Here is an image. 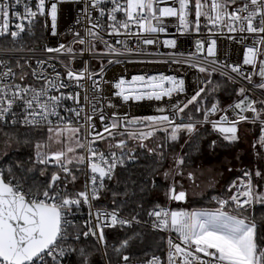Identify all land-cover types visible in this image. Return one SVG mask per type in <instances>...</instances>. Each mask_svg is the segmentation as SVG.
I'll return each instance as SVG.
<instances>
[{
	"label": "snow or ice",
	"instance_id": "obj_1",
	"mask_svg": "<svg viewBox=\"0 0 264 264\" xmlns=\"http://www.w3.org/2000/svg\"><path fill=\"white\" fill-rule=\"evenodd\" d=\"M63 2L65 0H35L33 9L31 0H0V36H10L16 41L26 31L30 32L41 16L50 18L51 35H60L57 29L58 3ZM67 2L82 6L75 24L79 26L86 19L87 26L83 28V35L80 31L69 29L68 34L72 40L68 43L44 47V52L52 55L46 60H37V68L31 72L37 81H42L40 87L15 83L16 73L0 61V121L7 123L11 117L13 125L20 123L38 129L47 128L48 139L52 140L55 133L57 142L62 143L66 142L60 139L62 132L70 131L74 134L71 139L75 140V147H66L65 151H52L47 155L39 151L43 147L41 143L35 145L39 164H52L61 170L51 174L43 191L26 192L20 185L12 183L10 179L6 180L0 172V264H65L66 261L72 264L69 259L72 256L78 257L75 264H90L85 248L67 244L68 239L78 242L81 238L93 237L106 246L105 229L130 228L134 223H139L135 215L129 218L120 214L122 209L116 206L118 196L115 192L112 193L111 210H93L95 202L108 191L106 181L114 179L116 169L124 167L126 162H135L136 150L127 147L129 141L137 142L141 149L146 148L150 155L157 157L156 162L159 164L169 159L165 153V143H158L156 149H153L147 147L145 141L152 139L157 130L166 133L167 148L172 153L171 165L157 171L151 184L155 189L156 178L162 176L166 197L177 202L185 201L188 195L177 179L184 177L187 159L186 154L175 151L176 142L182 133L191 137L196 133L198 124L210 123L212 130L219 133L223 141L234 144L240 139L239 124L259 122L260 136L253 147L258 144L264 150V99H252L246 94L251 89L239 87L235 92L238 97L235 102L226 109H220L218 100L208 106V95L219 88V85L209 88L210 79L190 97L185 96L184 100H180V94L185 93L184 79L161 73L133 76L130 81L121 77L111 85L109 95L105 96L103 85L106 81L103 75L106 69L103 61L98 71H90L88 61H84L80 70L73 68L77 48L81 57L86 53L92 57L112 56L114 59L108 60V64H119L123 56L150 55L148 46L157 47L160 44L159 35L167 32L165 18H178L177 30L183 34L192 30L199 33L200 18L203 16L210 34L213 28H218L222 34L225 31L230 34L229 40L239 37L243 41L245 34L257 37L251 46L243 49V65H250L255 70L258 57L264 56V0H211L210 5L208 0H194V21L190 19L192 0ZM109 4L111 7L107 6ZM21 5L22 13L16 10ZM93 11L97 13L95 19ZM118 14L123 18L118 19ZM105 17L106 24L102 23ZM105 30L108 36L115 38L114 41L104 38ZM132 40L136 42L134 47ZM97 44H103V49L98 50ZM195 44L196 51L189 53L186 58L183 53H169L171 62L188 63L209 77L219 71L221 77L233 83L239 77L264 92V59L259 60L258 71L245 72L241 63L227 64L219 61L217 39L196 40ZM162 46L176 49L177 40L164 39ZM61 56L67 59H60ZM16 67L23 68L19 61ZM27 75L22 72L18 79L24 82ZM254 75L259 77V83L253 84ZM85 81L90 83V87L85 88ZM72 87L80 91H69ZM112 96L123 104L142 100L161 101L168 97L170 107L160 108L161 115L129 117L127 113L121 115L115 111L117 104L111 99ZM173 98L175 102L171 103ZM67 101L75 106L64 107ZM85 106L89 111H86ZM189 106L202 115V121L193 120L191 113H188L185 122V110ZM62 108L74 115L78 122L83 120L84 123L72 127L71 121L60 115ZM106 109L110 114H106ZM229 110L235 115L232 120H229ZM169 111L171 115L163 114ZM218 111L222 112L219 120H210ZM94 117L102 125L100 131L96 130ZM53 118L63 123L64 128L60 127V123L54 126ZM141 125L144 128L142 131H134L130 127ZM81 128L86 129L87 144L79 139ZM125 136L127 140L123 138ZM97 142H106L107 151L95 147ZM215 145L216 141L213 140L212 147ZM77 149L86 150L87 155H76ZM85 164L87 171L82 189L69 194L68 185H75L78 179L75 172L80 170V165ZM253 176L258 181H264V163L254 171L245 170L239 183L233 181L229 184L227 191L230 194L227 198L212 196L211 200L217 205L215 208L166 210L156 206L147 212L153 221L154 230L169 233L166 264H264V232L259 230L254 220L240 214L247 211L248 206L254 202L264 204V191L257 190L259 184L254 187ZM187 177L194 180L193 172L188 171ZM229 205L234 206L232 210H226ZM83 208H87L88 217L82 223H77L76 216ZM70 228L76 229L74 235H69ZM128 245L129 240L120 241L114 251L119 254ZM120 259L121 264H129V255L125 254ZM146 264H165V261L153 255Z\"/></svg>",
	"mask_w": 264,
	"mask_h": 264
},
{
	"label": "built area",
	"instance_id": "obj_2",
	"mask_svg": "<svg viewBox=\"0 0 264 264\" xmlns=\"http://www.w3.org/2000/svg\"><path fill=\"white\" fill-rule=\"evenodd\" d=\"M24 2H27V0H24ZM53 2H55V0H53ZM208 4L209 5L211 4V0H208ZM107 6L111 7L110 4ZM31 7H33V9L35 8V0H31ZM80 7L82 6L74 4V3H69L67 2V0H65V2L63 3H58L57 29H58V32L60 33V35L58 36L54 37L51 35V32H50L51 21H50V18L46 16L38 17V20L35 23V25L32 27V30L30 32L26 31L16 41H13L10 36H0V61L5 62L16 73L17 80L15 81V83H29V84H33L36 87H40L42 85V81H37L32 76L31 74L32 69L37 68V64H36L37 60H41V59L46 60L50 55H52V54H47L44 52L45 46L53 47V46H56L58 43H68L72 40V36L68 34L69 29L80 31L81 35H83V28L87 26L86 19L82 20L79 26L75 24L77 15L80 11ZM16 10L22 13L23 6L21 5V7L17 8ZM229 10H231V8ZM194 12H195L194 0H192V11H191L190 19L193 21L195 19ZM92 16H93V19H95V17L97 16V13L93 11ZM117 18L122 19L123 17L120 14H118ZM102 23H105V24L107 23V17L103 19ZM164 23L166 25L167 32L159 35L160 44L157 47L148 46V52L151 53L150 55L149 54L127 55V56L120 57L122 61L121 63L119 64L112 63L111 65H109L108 60L114 59L112 56H107V58H104L103 56L92 57L86 53L81 57L79 55V48H77L76 50L77 58L73 64V68L75 70H80L84 66V61H88L89 70L98 71L101 65V61H103L104 67L106 69L103 75V78L106 81L105 85H103L105 96L109 95V88L111 87V85H114L115 81L121 77L130 81L133 76H137V75H158V74L163 73L164 75L178 76L179 78H183L185 81V84H184L185 93L180 94L179 96L180 100H184L185 96L190 97L192 94H194V92L199 87L205 86L204 82L206 81L208 74L199 72L197 68L191 67L188 63H182V64L172 63L171 58L168 55L169 53L175 52L177 55H179L180 53H183V56L186 58L188 57L189 53H194L196 51V44H195L196 40H207L210 38H215L217 39V57L219 61H221L222 63L232 64V63L238 62L242 64L245 72H254V71H258L259 60L264 59V56L258 57L257 68L255 70L250 65H243V49L244 47L251 46L253 41L257 39V37L253 35L245 34V38L243 39V41H241L239 37H237V39L235 40H229L228 35L230 34L227 33L226 31L222 34L218 30V28H213L212 33L210 34L208 31L209 26H206L207 21L203 16L200 18L201 27H200L199 33H197L194 30L187 31L183 34L179 32L177 30L178 25H179V20L176 17L165 18ZM11 30H14V29H11ZM103 35H104V38L109 41H114L115 39L114 37L108 36L106 30L103 33ZM169 38H174L177 40L176 49H170V48H166L162 46V41L164 39H169ZM135 43H136L135 40H132L131 44L133 47L135 46ZM103 47H104L103 44H97L98 50L103 49ZM29 49H33V51H29ZM205 52H206V48H205ZM60 59L66 60L67 58L61 56ZM17 61H19V63L23 66L22 69L16 67ZM25 61H27L28 63L25 64ZM164 61H168V62L165 63ZM201 62L203 63L202 57H201ZM57 68L60 69L59 64H57ZM22 72L28 74L24 82H21L18 79V77L22 74ZM213 74L219 75V71ZM62 75H63V72H62ZM259 82H260L259 77L254 75L253 84L259 83ZM84 84H85V88L90 87V83L88 81H85ZM235 84L238 87L243 86L246 89H251V91L246 94H249L252 99H255L257 101L264 99V92H262L259 89L254 88L252 85H249L247 81H244L241 78L237 77ZM68 90L73 91V92L80 91L79 89L75 87H72L71 89H68ZM173 96L175 97L176 94H173ZM237 98L238 97L235 96L234 99L231 100L230 102L225 103L223 105L219 104V108L226 109L228 105L234 103ZM111 99L113 100L114 103L117 104V108L115 109V111H117L121 115L127 113L129 117H132V116L144 117V116H150V115H161L162 113L159 111L160 108L170 107V101L168 97H164L161 101L142 100V101H131L127 104L121 103L120 101L116 99L115 96H112ZM174 102H175V99L173 98L171 100V103H174ZM81 103L82 104L84 103L83 92H81ZM74 106L75 105H73L71 101H67L66 104L64 105V107H68V108H71ZM257 106L260 107L259 104ZM85 107H86V111H89L87 109V106ZM188 113H191L193 120H200V121L203 120L202 115L200 117H194L193 112H188ZM188 113H185V117H184L185 122H187ZM106 114H110L108 113L107 109H106ZM163 114L171 115V112L169 111L168 113H163ZM247 114L251 115L250 113H247ZM60 115L67 117V119L71 121L72 127H78L84 123L83 120H80L78 122L74 115H72L71 113L65 112L63 108L60 111ZM220 115H222V112L218 111L214 116L210 117V120H219ZM228 115H229V120H232L235 118V115L234 113L231 112V110H229ZM58 123L60 122H58L55 118H53V125L55 126ZM93 123L96 125V130L100 131L102 128V125L100 124L98 118L94 117ZM245 123H252V122H242L241 124L238 125V128L240 127V125L245 124ZM252 124H255L256 126L259 127V136H260L259 122L252 123ZM0 126L1 127L20 126L23 128H33V127L26 126L20 123H16L13 125L11 123V117L8 118L7 123L5 121H0ZM60 127L64 128V124L60 123ZM130 127L134 131L144 130L142 125L141 126H130ZM204 127L212 128L210 123H201L197 125V130H200L201 128H204ZM43 129H47V128H43ZM79 134H80L81 141L87 144L86 129L81 128V131ZM184 134H187V133H184ZM187 136L189 137L188 134ZM123 138H125L126 140L128 139L127 136ZM88 139H90V137H88ZM128 144H130V146H128ZM128 144H127L128 148H135V150H137L135 141L128 142ZM94 146L98 147L100 150L107 151L106 142H97V144ZM82 152H83V155L85 156L87 155L86 150L82 149ZM131 163L126 162L125 166ZM48 165L50 167H55L52 164H48ZM120 168H123V167H118L116 169V172ZM79 169H80L79 171L81 172L82 176L79 180L76 181L75 185H76V188L82 189L85 183V172L87 171L86 164L80 165ZM0 172L4 173V168L2 166H0ZM95 208H101V209H107V210L112 209L110 207H100L94 204L93 210H95ZM160 208H163L166 210H179L177 208H173L171 205L160 206ZM152 209L153 208L148 209L143 218L137 217V220L139 221V223H134V224L142 225V226H145V227H148L154 230L152 227L153 221L147 215V212ZM120 214L124 217H129V218L131 217L122 212ZM87 217H88V210H87ZM154 231H158V230H154ZM158 232L164 234L166 237V241H167L169 233L164 232V231H158ZM172 236L175 239L174 233H172ZM99 245H100V249L102 253L103 264H121V261L116 262V263H111L107 257L104 244L99 243ZM153 255H156V254H153ZM153 255H150L149 257L145 259H141V260H129V264H146V262ZM156 256H159V255H156ZM166 258H167V251H166ZM65 264H68V262L66 261Z\"/></svg>",
	"mask_w": 264,
	"mask_h": 264
},
{
	"label": "trees",
	"instance_id": "obj_3",
	"mask_svg": "<svg viewBox=\"0 0 264 264\" xmlns=\"http://www.w3.org/2000/svg\"><path fill=\"white\" fill-rule=\"evenodd\" d=\"M209 79L211 80V84L208 86L209 88H216L217 85H219V88L208 95V105L214 100H218L219 104L223 105L234 99L236 96V89L239 88L235 83L217 74H212L210 77L208 75L206 81ZM188 112H193L194 117L201 116L192 106H189V108L185 110V113ZM244 130L253 133L255 143L258 141V126L252 123L240 125L239 136ZM154 134L160 135L162 142L165 143V153L168 157L171 151L167 148L168 142L166 140V133L157 130ZM184 135L187 137V134H181L180 139L176 142L175 150L181 145L182 138L185 137ZM188 138H190L189 142L184 148V154H186L187 157L185 166H191L203 149L211 148L213 140L216 141L217 145L227 149L234 148L238 142L241 141L239 139L237 143L229 144L223 141L220 134L213 131L210 127L201 128ZM47 141V129L0 126V166L4 168V178L6 180L10 179L12 183L20 185L26 192L29 190L32 193L43 191L51 179V174L53 172H61L58 167L41 165L37 162V149L35 145L37 143L43 144ZM8 144H15L17 147L12 149L9 153H4L3 150ZM41 158H43V156ZM156 161L157 157L137 147L135 162L118 169L114 179L112 181H106L108 191L104 193L101 199L95 202V204L100 207L113 208L112 193L115 192L118 196L116 206L122 209L121 212L128 216L135 215L139 218H143L148 209L155 208L156 206L168 205L163 201L165 192L163 180L159 176L156 178L157 186L155 189L152 188L151 184L154 174L157 171L163 170L167 159L162 160L159 164ZM258 164L261 165V162ZM245 170L250 169L248 168ZM245 170L232 174L221 190L210 191L206 196L192 199L190 201V206L201 208L215 206L216 204L211 200V197L219 195L222 198H227L230 194L227 191L229 184L243 178V172ZM75 174L78 177L77 180L82 176L80 171L75 172ZM61 175L63 174L61 173ZM258 183L261 189L262 182L259 181ZM75 190H81V188H76V185L70 183L68 185L69 194ZM187 200L188 199L181 202L173 201L171 206L177 209H185L184 206H186ZM233 207V205H229L227 209L232 210ZM240 214L248 217L250 220H254L259 230L264 232V204L254 202L252 205L248 206L247 211ZM85 219H87V208L81 209V212L76 216L77 223H82ZM68 232L70 236L74 235L76 229L70 228ZM105 236L106 246L104 245V247L111 263L120 262V257L125 254L129 255L130 260H141L156 254L159 255L166 264V237L158 231H154L142 225L133 224L130 228L125 227L121 229L117 227L116 229H106ZM126 239L129 240L128 247L117 254L114 251V247L118 245L120 241ZM66 243L74 245L77 248H85V251L89 254L90 264H103L100 245L96 239L92 237L87 239L81 238L78 242L68 239ZM77 259V256L70 257L72 264H75Z\"/></svg>",
	"mask_w": 264,
	"mask_h": 264
},
{
	"label": "rangeland",
	"instance_id": "obj_4",
	"mask_svg": "<svg viewBox=\"0 0 264 264\" xmlns=\"http://www.w3.org/2000/svg\"><path fill=\"white\" fill-rule=\"evenodd\" d=\"M63 129V128H62ZM74 136L70 131H63L60 137L61 140H66L65 143L57 142L55 133H53V139L43 143V147L40 151L47 155L52 151H65L66 147H75V140L71 139ZM185 136V135H184ZM80 139V134H79ZM188 136L182 138L181 145L175 150L177 153L184 154V148L189 142ZM81 140V139H80ZM240 140L238 144L232 148L227 149L223 148L220 145H215L208 149H203V151L195 159V162L191 166L184 167V177H177L179 183L183 185V189L187 192V203L184 206L185 209L192 210L194 208L201 207H191L190 201L195 198H200L206 196L210 191L221 190L226 184L227 180L231 177L232 174L241 172L245 169L255 170L259 167L260 163H264V151L260 149L259 145L254 148V135L248 131H243L240 134ZM131 142V141H130ZM160 135H153V138L145 141L147 147L156 149L158 143H161ZM130 146V144H128ZM182 146V147H181ZM17 146L15 144H8L4 148V153H9L12 149H15ZM147 151V149H143ZM259 153V155H257ZM76 155H83L82 149L76 150ZM172 153L169 154V159L166 161V165L163 169H167L171 165ZM231 169V171H229ZM191 171L194 174V180H190L187 177V172ZM162 179V176H159ZM163 180V179H162ZM239 181H237L238 183ZM252 182L254 187L259 184L258 180L253 176ZM262 182L261 189L258 191H264V181ZM164 203L171 205L173 201H170L164 192L163 195ZM211 207H202V208H215ZM228 210V209H226Z\"/></svg>",
	"mask_w": 264,
	"mask_h": 264
},
{
	"label": "flooded vegetation",
	"instance_id": "obj_5",
	"mask_svg": "<svg viewBox=\"0 0 264 264\" xmlns=\"http://www.w3.org/2000/svg\"><path fill=\"white\" fill-rule=\"evenodd\" d=\"M130 142V141H129ZM135 145H136V147H138V144H137V142H135ZM139 148V147H138ZM139 149H141V148H139Z\"/></svg>",
	"mask_w": 264,
	"mask_h": 264
}]
</instances>
